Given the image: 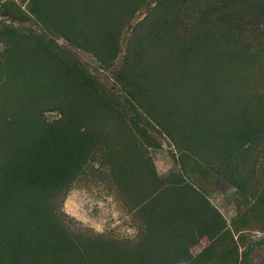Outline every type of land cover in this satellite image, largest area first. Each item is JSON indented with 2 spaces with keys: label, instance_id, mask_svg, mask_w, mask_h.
<instances>
[{
  "label": "trees",
  "instance_id": "16d2710c",
  "mask_svg": "<svg viewBox=\"0 0 264 264\" xmlns=\"http://www.w3.org/2000/svg\"><path fill=\"white\" fill-rule=\"evenodd\" d=\"M19 1L0 5L11 23L0 26V264H256L202 187L162 179L148 150L160 147L152 133L166 136L184 172L237 191L248 209L236 226L264 220L250 212L264 205V0ZM77 51L116 71L120 94ZM105 118L128 126V153L109 144ZM101 156L142 220L135 240L63 210ZM195 230L211 240L198 253Z\"/></svg>",
  "mask_w": 264,
  "mask_h": 264
},
{
  "label": "rangeland",
  "instance_id": "374dc122",
  "mask_svg": "<svg viewBox=\"0 0 264 264\" xmlns=\"http://www.w3.org/2000/svg\"><path fill=\"white\" fill-rule=\"evenodd\" d=\"M7 1L0 0V5ZM154 1L149 8L156 5ZM17 3L21 5L19 0H17ZM26 5L27 3L22 6L24 11L26 10ZM149 11V9H146L141 12L134 22V26L139 25ZM4 23H10V21H6L0 15V26ZM26 26L37 28L38 31L40 29L39 26L32 22L27 23ZM132 33L133 29L130 33H127V37ZM59 44L62 47H68L63 40H59ZM2 49L0 47V51ZM77 54L80 60L90 68L110 92L120 94V86L115 81L116 71L99 70L98 62L91 55L81 51H77ZM118 68L115 70H118ZM46 117L49 120L55 119L59 117L58 111L47 112ZM103 117L111 116L105 115ZM105 119V124L100 126H104L110 133L108 136L109 144L122 153H128L134 141L128 126H125L122 121L117 119ZM152 136L157 137L160 147L150 148L148 155L152 158L159 176L165 181L181 176L187 181L200 185L206 192V196L212 206L227 220L236 239L244 237L248 245H253L255 250L257 249L254 261L258 263L259 260H262L264 258V220H252L245 227L236 226L234 222L240 211L239 209L243 211L248 209L246 208L247 206L244 207L243 199L237 191L227 182L216 185L210 180L203 181L197 176L184 172L177 163L179 154L171 140L166 136H156L154 133H152ZM108 161V158L101 156L88 166L78 183L67 196L63 210L72 219V222L81 228L89 229L98 234H107L116 239L135 240L141 233L142 220L137 218L134 211H131L129 205H127L129 200L126 201L123 193L115 186L111 177V165ZM250 212L254 215H263L264 205H262L260 210H250ZM236 229L240 230V232H236ZM210 242L211 240L206 237L202 230H195L192 232L191 240L189 241L190 251L198 253Z\"/></svg>",
  "mask_w": 264,
  "mask_h": 264
}]
</instances>
